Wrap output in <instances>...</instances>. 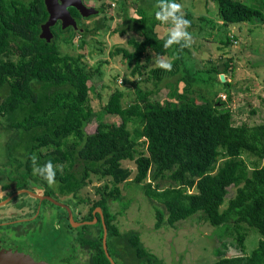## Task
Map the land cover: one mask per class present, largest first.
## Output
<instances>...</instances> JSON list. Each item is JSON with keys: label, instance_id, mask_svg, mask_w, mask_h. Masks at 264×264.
I'll list each match as a JSON object with an SVG mask.
<instances>
[{"label": "trees", "instance_id": "obj_1", "mask_svg": "<svg viewBox=\"0 0 264 264\" xmlns=\"http://www.w3.org/2000/svg\"><path fill=\"white\" fill-rule=\"evenodd\" d=\"M210 1L216 2L224 27L264 22V0H258L257 5L243 0ZM156 2L141 0L135 8L137 17L130 16L126 6L121 7V22L112 32L124 35L134 31L142 38L129 40L133 51L117 47L114 54L133 60V72L138 73L142 58L147 62L150 53L157 58L171 55V71L156 68L151 73L159 80V71L176 76L172 84L185 82L188 93L196 84V70L188 69L186 63L190 47H163L166 34L159 36L156 29L161 23L154 15ZM184 15L190 19L189 13ZM46 18L43 0H0V135L6 136L7 149L0 172L14 173L17 188L37 184L45 186L48 195L55 194V189L73 198L92 175L109 178L111 186L106 182L97 187L100 197L83 217L91 221L92 210L99 207L102 219L96 212L97 223L79 226L77 240L91 250L89 264H111L103 249L102 220L107 228V251L115 264H166L143 245L137 231L120 232L114 222L108 202L120 200L119 185L127 181L164 206L165 218L164 211L155 207V228L201 211L213 226L240 229L247 224L261 235L249 255L226 256V250L219 249L212 264H264V122L233 124L230 109L214 96L197 102L176 94L179 101H160L149 98L152 91L137 89L134 102L124 107L123 90L114 88L101 112L119 116L120 123L100 120L88 133L86 125L100 113L92 108L89 96L88 82L96 70L82 62L81 54L61 52L58 38L70 42L72 28L68 35L54 32L50 41L39 36ZM103 26V18L90 29L82 26V42L86 34ZM234 37L227 36L223 45H229ZM210 57L212 61V53ZM228 69L231 67L224 63L200 70L212 71L216 80L218 73ZM222 84L229 87L226 80ZM131 122L139 124L134 134L128 127ZM144 144L146 152L138 153L137 146ZM33 154L41 164L53 163L54 189L33 174ZM124 160L134 162L132 177V170L122 165ZM229 186L235 187V193L226 202ZM243 236H237L242 248Z\"/></svg>", "mask_w": 264, "mask_h": 264}, {"label": "rangeland", "instance_id": "obj_2", "mask_svg": "<svg viewBox=\"0 0 264 264\" xmlns=\"http://www.w3.org/2000/svg\"><path fill=\"white\" fill-rule=\"evenodd\" d=\"M88 1L94 6L102 3H105L106 6L101 14L83 19L82 26L90 29L97 20L102 18L105 26L93 34H86L84 42H82V33L79 31L72 32L73 36L70 42L63 41L62 37L58 38L62 53L81 54L82 62L88 68L96 70L94 77L88 82L90 85L89 96L92 108L100 113L86 125V132H93L100 120L120 123L119 116L101 112L114 88L123 90L122 105L124 107L134 102L137 89L152 91L153 94L149 98L160 101L171 98L174 101H179L176 94H185L197 102H202L204 97L214 96V99H220L230 109L233 124L247 123L253 125L264 122V22L256 21L252 24L233 25L230 26L231 28L224 27L216 2L210 0H177L176 2L182 5L183 13H189V21L192 22L188 31L192 34L193 42L186 63L189 65L188 69L196 70V84L187 93L184 90L188 88L185 82L177 81L175 85L172 84L176 80V76L159 71L157 74H160L162 79L155 78L151 71L159 67L156 64L158 58L153 53H150V59L147 62L142 58L143 65L140 68V73L133 72L135 66L133 60H128L122 53L114 54L117 47L133 51L134 47L129 43L132 37L141 40L142 37L134 31H128L124 35L112 32L115 25L121 22L118 17V14L121 13V7L126 6L130 16L137 17L135 8L141 0ZM146 1L153 2V0ZM243 1L255 5L259 3L258 0ZM169 26L163 23L158 24L156 26L158 35L166 34ZM69 33L71 31L66 30L62 35ZM229 34H234V40H230V44L224 46L222 41H225L227 36H231ZM211 53L212 61H209L208 58H211ZM162 58L172 60L171 55H165ZM224 63H227L231 69L218 73L216 80L212 78L214 75L212 71L208 73L200 70L209 67L210 64L218 68ZM221 75L224 76L223 80ZM225 80L229 83V87L222 84ZM225 88L229 93L226 92ZM172 90L175 92L173 95H171ZM128 127L134 134L139 124L138 122H131ZM5 138V135H0V168L7 155L4 144ZM137 150L138 153L146 152L145 144L138 145ZM122 165L132 170V177L135 171L134 162L124 160ZM106 182L109 184V178H98L92 175L88 183L79 191L77 198L59 195V200L70 204L75 220L81 221L83 217L88 215L93 202L100 197L97 187H102ZM5 184L9 186L7 189L4 187ZM119 187L120 200L108 202L110 210L115 214L114 222L118 229L120 232L137 231L143 245L166 264H212L218 259L216 251L219 249H225L227 256L249 255L262 238L255 228L247 224H243L240 229L233 226L227 228L226 225L213 226L204 218L201 211L177 221L173 225L164 223L161 227L155 228V207L157 206L164 211L165 218L164 206L158 201H151L142 189L131 181L121 183ZM14 191V183L7 179L4 174H1L0 192L4 195L3 199H0V205L5 203L7 198H11ZM37 192L41 194V191L38 190ZM54 192L56 193L55 189ZM234 193L235 187L229 186L226 202ZM25 198L22 193L18 194L16 197L13 196L12 203H17ZM83 199L86 202H81ZM225 205L226 203L222 208ZM9 206L10 204L0 206V222L15 220L16 217L29 219L34 212L33 208H30V211H17L15 215H11L10 210L15 211L16 209H7ZM49 207L53 208L52 205ZM97 210L94 208L92 213L97 212ZM30 224L33 223H28V225ZM239 234L244 235L243 248L237 238ZM37 238H40L37 245L33 243L34 239L31 242L35 247L45 250L48 247L46 244L49 243V238L44 237L43 244L39 234H37ZM86 248L83 246L76 250L75 255L78 261L75 264L89 263V253H87ZM58 249L60 246H55L53 250L44 251L46 258L52 264H58L60 261V259H56L58 256L54 257L55 253L60 251ZM61 260L64 259L61 258Z\"/></svg>", "mask_w": 264, "mask_h": 264}, {"label": "flooded vegetation", "instance_id": "obj_3", "mask_svg": "<svg viewBox=\"0 0 264 264\" xmlns=\"http://www.w3.org/2000/svg\"><path fill=\"white\" fill-rule=\"evenodd\" d=\"M57 5H63L67 4L70 0H56ZM75 1V0H73ZM82 5L85 7H93L97 10V12L92 13L90 12L88 15H83V13L75 6L73 5H67L66 9L70 13L71 17L75 21V26L72 24H69L65 27H63L62 21L59 19V17L56 19L55 23L50 27L53 36L54 32H61L62 33L66 30H72L74 31H83L82 27V20L87 19L91 16L101 14L103 10H105V3H102L100 5H91L88 0H80ZM44 3V0H43ZM69 4V3H68ZM45 6V3H44ZM46 9V6H45ZM47 11V9H46ZM57 16H60L62 13L60 8H57ZM84 12H87L86 10ZM59 13V14H58ZM49 13L47 11V18L48 19ZM45 20V21H46ZM40 24L41 25L45 23ZM41 32V31H40ZM53 38V37H52ZM51 38V39H52ZM50 39V40H51ZM1 174H4L7 179H9L11 182L14 183L15 191L11 194V198H7L5 200V203L1 204L0 206H7L10 204V206L7 209H16L15 211L10 210V214H16L17 211H30V208H33L34 212L32 216L29 219H17L11 220V221H5V222H0V253H2L3 249L9 248V247H29L32 248L42 259H44L48 264H52L45 256L44 251H49L53 250L55 246H60L59 252L55 253L56 259H60L58 264H71V263H76L78 260L76 259L75 252L78 248L83 247L78 243L77 238L79 237V226L85 225V224H80L78 226H72L70 221H69V212L67 210L70 209L72 213V218L76 222H82V221H87V220H75V216L73 214V208L70 206V204L63 203L62 201L59 200V195L60 196H71V195H61L59 193L53 194V195H48L46 193V190H48L45 186H40L37 184H29L28 188H17V183L16 180L13 178V174L11 172H1ZM5 189H7L9 186L8 184L4 185ZM41 191V194L37 191ZM23 194L25 196V199L20 200L17 203H12L13 196L16 197L18 194ZM35 195H40L42 198H39ZM44 196H50L54 200H56L59 203H62L64 206H61L59 204H55L52 201L43 198ZM72 197V196H71ZM70 197V198H71ZM44 204V205H43ZM49 205H52L53 208H50ZM15 206V207H14ZM94 216H96V212L92 213ZM97 217V216H96ZM93 220V219H92ZM28 223H33L28 225ZM97 223V221L95 222ZM92 223V224H95ZM70 224V227L69 225ZM91 225V224H90ZM91 231V228L88 229ZM39 233H38V232ZM37 234H39L42 238V244L43 238L47 237L49 238V243L48 247L45 250H42L41 248L39 249L38 247H35L34 244L37 245V242L40 240V238H37ZM43 236V237H42ZM34 239V240H33ZM33 240V243L31 242ZM65 246H62V245ZM67 245V246H66ZM44 246V245H43ZM87 249V253H89V258H90V252L91 250L89 248ZM71 252V254H69ZM64 259V260H61ZM90 260V259H89ZM81 263V262H79ZM2 264V262H0ZM3 264H21L20 260L18 261L17 259H12L8 260L5 259L3 261ZM89 264V263H87Z\"/></svg>", "mask_w": 264, "mask_h": 264}, {"label": "clouds", "instance_id": "obj_4", "mask_svg": "<svg viewBox=\"0 0 264 264\" xmlns=\"http://www.w3.org/2000/svg\"><path fill=\"white\" fill-rule=\"evenodd\" d=\"M157 9L154 13L155 19L163 24L170 25L167 29L166 39L163 47L165 49L179 46V49L190 47L193 42L192 34L188 31L191 21L185 18L182 11V5L176 0H157L155 4ZM156 64L165 71L172 70V62L163 58H158ZM32 172L41 180L47 183L49 187L56 184V168L51 160L41 164L39 158L33 154L30 156ZM3 193L0 192V199H3Z\"/></svg>", "mask_w": 264, "mask_h": 264}, {"label": "water", "instance_id": "obj_5", "mask_svg": "<svg viewBox=\"0 0 264 264\" xmlns=\"http://www.w3.org/2000/svg\"><path fill=\"white\" fill-rule=\"evenodd\" d=\"M44 3H45L47 11L49 13V16H48V19L45 21V23L41 25V32H40L39 36L41 38H44L47 41H50V39L53 37V33H52L50 27L55 23V21L58 17L62 21L63 27H65L69 24H72L75 26L74 19L71 17L70 13L66 9L67 5H73V6L77 7L83 13V15H88L90 12H92V13L97 12V10L93 7L88 8V7H85L84 5H82L80 0H75V1L70 0L69 2H67V4H63V5H57L58 3L56 0H44ZM57 8H60V10L62 12L60 14V16H57V12H56ZM85 10L87 12H84ZM223 78H224V76L221 75L222 80H223ZM35 196L42 198V196H40V195H35ZM43 198H46L55 204H59L61 206H64L62 203L57 202L56 200H54L50 196H44ZM97 209H98L97 212H99L101 219H102V210L99 207H97ZM67 210L69 212V221H70L72 226H78L80 224H92V223H95L97 221V217L94 216L93 220H91V221L76 222L72 218V213H71L70 209L67 208ZM102 225H103V236H102L103 249L105 251L107 258L111 262V264H115L114 260L111 258V256L109 255V253L107 251V246H106L107 228H106L105 224L103 223V220H102ZM5 259H8L9 261L12 259H17L18 261L20 260L21 264H48L32 248L23 247V246L22 247H20V246L19 247H9V248L7 247V248L3 249L2 253H0V262H2V264H3V261Z\"/></svg>", "mask_w": 264, "mask_h": 264}, {"label": "crops", "instance_id": "obj_6", "mask_svg": "<svg viewBox=\"0 0 264 264\" xmlns=\"http://www.w3.org/2000/svg\"><path fill=\"white\" fill-rule=\"evenodd\" d=\"M228 27L231 28L230 26H228ZM229 28H228V29H229ZM232 30H233V29H232ZM229 31H231V30H229ZM248 31H249V29H248ZM231 33H232V32H231ZM229 35L233 36L234 34H229Z\"/></svg>", "mask_w": 264, "mask_h": 264}]
</instances>
